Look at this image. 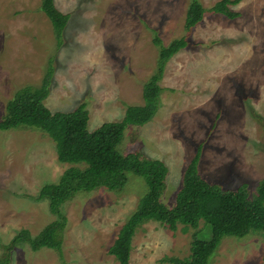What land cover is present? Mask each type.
I'll use <instances>...</instances> for the list:
<instances>
[{
	"label": "rangeland",
	"instance_id": "374dc122",
	"mask_svg": "<svg viewBox=\"0 0 264 264\" xmlns=\"http://www.w3.org/2000/svg\"><path fill=\"white\" fill-rule=\"evenodd\" d=\"M200 1L208 12L188 33L191 0H56L71 16L60 40L41 0H0V121L17 91L40 88L52 71L45 103L53 113L85 103L91 132L120 122L127 108L144 105V85L158 66L155 36L166 46L186 37L188 47L167 64L156 117L144 127L128 128L119 150L166 163L170 174L162 201L168 207L175 206L200 146L206 181L229 191L246 185L254 197L264 181V0H236L234 20L210 12L222 0ZM70 167L58 161L56 143L46 133L0 132L2 245L23 229L37 236L58 220L48 200L33 198ZM128 176L121 192L80 193L63 206L68 223L61 251L18 245L12 264H119L110 250L148 193L144 178ZM198 232H203L198 239L212 237L204 221L198 229L180 225L176 232L147 223L134 238L132 264L188 258ZM3 255L0 247V259ZM263 256L264 233H252L226 237L210 264H264Z\"/></svg>",
	"mask_w": 264,
	"mask_h": 264
},
{
	"label": "trees",
	"instance_id": "16d2710c",
	"mask_svg": "<svg viewBox=\"0 0 264 264\" xmlns=\"http://www.w3.org/2000/svg\"><path fill=\"white\" fill-rule=\"evenodd\" d=\"M238 3L236 0H222L210 12L234 20L239 14L231 6ZM41 9L50 19L56 38L61 40L71 16L58 9L56 0H41ZM207 12L200 0H191L185 30L193 32L203 22ZM154 44L159 49L158 66L144 85V105L127 108L120 122L105 123L91 132L90 111L85 103L71 112L53 113L45 103L51 95L52 71L44 78L40 88H22L8 102L7 114L0 121V132L38 129L56 143L58 161L71 167L58 183L45 185L40 194L33 198L37 202L48 200L51 212L58 220L37 236L23 229L9 245L0 243L4 250L0 264H12V252L18 245L28 244L34 252L42 249L61 251L68 223L63 206L80 193H93L101 189L121 192L126 188L131 173L145 179L148 193L140 200L110 250L119 264H132L136 233L141 226L150 222L160 223L173 232L178 231L180 225L184 226L185 231L198 229L202 221L211 227V239H198L197 235L203 232L196 233L191 255L185 259H164V262L171 264H210L226 237L243 239L252 233H264V181L258 185L254 197L250 196L246 185L229 191L210 184L200 173L202 146L185 171L183 187L173 207H168L162 201L170 174L166 163L142 154L124 155L120 152L128 128L144 127L156 117L165 91L160 83L167 64L186 49L189 42L184 37L166 46L156 35Z\"/></svg>",
	"mask_w": 264,
	"mask_h": 264
}]
</instances>
